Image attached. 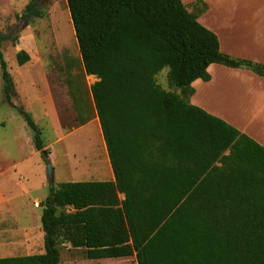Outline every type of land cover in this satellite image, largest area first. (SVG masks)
Instances as JSON below:
<instances>
[{
    "label": "trees",
    "instance_id": "obj_1",
    "mask_svg": "<svg viewBox=\"0 0 264 264\" xmlns=\"http://www.w3.org/2000/svg\"><path fill=\"white\" fill-rule=\"evenodd\" d=\"M67 3L85 71L99 78L91 94L115 180L57 183L43 202L44 252L0 257V264H60L62 241L86 248L90 259L264 264V145L190 101L192 82L210 80L213 63L260 75L264 65L222 52L217 34L182 0ZM24 15L42 16L37 0ZM7 38L0 33L6 99L47 165L36 121L11 100L1 50ZM16 57L19 65L29 60L25 50ZM164 64L178 92L153 86Z\"/></svg>",
    "mask_w": 264,
    "mask_h": 264
},
{
    "label": "rangeland",
    "instance_id": "obj_2",
    "mask_svg": "<svg viewBox=\"0 0 264 264\" xmlns=\"http://www.w3.org/2000/svg\"><path fill=\"white\" fill-rule=\"evenodd\" d=\"M31 1L0 0V33L12 36L3 41L1 48L14 83L11 100L32 114L44 146L50 151L51 162V154L54 156L58 176L63 173V181H76L70 179L75 166L80 165L76 160L83 158L81 163L89 166L99 149L100 132L91 94V87L99 78L85 71L67 0H37L42 16H26L24 9ZM220 5L219 2L217 7ZM192 6L200 14L207 8L198 1ZM223 6L253 8V0H230ZM19 50L29 54V60L23 65L17 61ZM170 88L179 91L176 87ZM217 99L220 101V97ZM33 136L22 113L6 99L0 66V150L13 152L11 159H4L5 165L13 164V157H26L27 163L22 166L26 167L24 172L32 199L43 197L51 188L49 184L46 189L42 185L48 173L46 165L42 168L44 161L40 154H34ZM36 202L39 207L35 209L0 218V256L44 251L45 232L38 215L43 202ZM30 204L33 205L32 200L26 206ZM67 244L63 241L59 244L60 264H137L135 255L95 260L86 257L85 249H68Z\"/></svg>",
    "mask_w": 264,
    "mask_h": 264
},
{
    "label": "crops",
    "instance_id": "obj_3",
    "mask_svg": "<svg viewBox=\"0 0 264 264\" xmlns=\"http://www.w3.org/2000/svg\"><path fill=\"white\" fill-rule=\"evenodd\" d=\"M182 1L189 11H194L192 6L194 2L203 1L206 4L207 8L204 13H197L198 20L217 34L222 52L264 65V0H253V8L224 7L223 3L230 0ZM219 2L221 5L217 7ZM208 71L211 75L210 80L196 79L192 82L195 92L191 96L190 101L207 112L222 118L264 145V75L257 74L249 69L233 68L218 63L211 64L208 67ZM218 97H220V101L217 99ZM218 102L219 104H217ZM10 105L12 104L10 103ZM94 118L100 132L98 139L99 149L95 151V156H93L94 158L90 165L84 166L81 163L84 159L78 158L76 164L80 165H76L75 172L70 174V179H75L76 181H63L65 180L64 175L59 173L58 176L53 163L54 156L51 154L54 183L55 180L57 183L115 180L97 112ZM94 118L90 120L92 121ZM91 121L88 123L89 126ZM12 154L13 152L9 153L7 150H0V218L9 214L18 216L23 211L35 209L34 202L38 200L44 202L51 192L50 189L46 191L43 197L34 196L32 199L28 177L24 172L26 167L22 166L27 163L26 157L16 159L13 157V164L5 165L4 159H11ZM34 154H40V151L36 149ZM81 164L84 167L79 168ZM45 165L44 163L42 168H45ZM57 176L59 179H57ZM48 184L50 187L48 177H43L42 185L45 189ZM119 197L124 199V194H119ZM31 200L33 205L30 204L27 207L26 204ZM39 209H41V212L38 213L41 222L43 208ZM67 245L68 249L82 248L86 250L84 247H73L70 243ZM101 259L109 260L108 258ZM103 263L107 262L103 261ZM71 264L74 263L71 262Z\"/></svg>",
    "mask_w": 264,
    "mask_h": 264
},
{
    "label": "clouds",
    "instance_id": "obj_4",
    "mask_svg": "<svg viewBox=\"0 0 264 264\" xmlns=\"http://www.w3.org/2000/svg\"><path fill=\"white\" fill-rule=\"evenodd\" d=\"M172 72L171 65L164 64L158 71L153 74V86L158 87L161 91L170 92L171 88L169 86V75Z\"/></svg>",
    "mask_w": 264,
    "mask_h": 264
},
{
    "label": "water",
    "instance_id": "obj_5",
    "mask_svg": "<svg viewBox=\"0 0 264 264\" xmlns=\"http://www.w3.org/2000/svg\"><path fill=\"white\" fill-rule=\"evenodd\" d=\"M46 169H47V173H48V177H49V181H50V189L51 192L54 191V187H55V183H54V170H53V166L51 163L46 165Z\"/></svg>",
    "mask_w": 264,
    "mask_h": 264
},
{
    "label": "built area",
    "instance_id": "obj_6",
    "mask_svg": "<svg viewBox=\"0 0 264 264\" xmlns=\"http://www.w3.org/2000/svg\"><path fill=\"white\" fill-rule=\"evenodd\" d=\"M36 207H38L39 206V203L38 202H35V204H34Z\"/></svg>",
    "mask_w": 264,
    "mask_h": 264
}]
</instances>
